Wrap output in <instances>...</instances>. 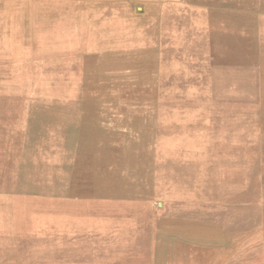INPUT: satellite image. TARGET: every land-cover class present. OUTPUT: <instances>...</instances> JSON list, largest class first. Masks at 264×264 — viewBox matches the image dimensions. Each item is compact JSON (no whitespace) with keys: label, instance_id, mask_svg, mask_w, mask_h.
<instances>
[{"label":"rangeland","instance_id":"obj_1","mask_svg":"<svg viewBox=\"0 0 264 264\" xmlns=\"http://www.w3.org/2000/svg\"><path fill=\"white\" fill-rule=\"evenodd\" d=\"M0 264H264V0H0Z\"/></svg>","mask_w":264,"mask_h":264}]
</instances>
